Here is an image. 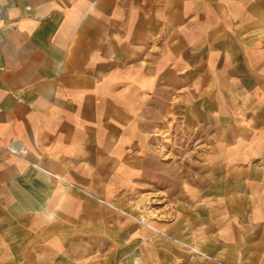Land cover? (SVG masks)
<instances>
[{
  "label": "crops",
  "instance_id": "1",
  "mask_svg": "<svg viewBox=\"0 0 264 264\" xmlns=\"http://www.w3.org/2000/svg\"><path fill=\"white\" fill-rule=\"evenodd\" d=\"M0 146V264H264V0H0Z\"/></svg>",
  "mask_w": 264,
  "mask_h": 264
},
{
  "label": "rangeland",
  "instance_id": "2",
  "mask_svg": "<svg viewBox=\"0 0 264 264\" xmlns=\"http://www.w3.org/2000/svg\"><path fill=\"white\" fill-rule=\"evenodd\" d=\"M171 137H172V135H171V132L169 131V132H167V133H165L164 135L163 134H161V133H159L158 134V138H157V141L159 142V146H161V147H163V145H165L166 143L168 144V142L170 143L171 142ZM155 138H156V136H155ZM163 155H165V159L167 160V159H170L171 157H172V155H171V153H170V151H167V149L165 148L164 149V147H163ZM139 201V200H138ZM137 206H139L140 205V201L136 204ZM132 218H133V220L135 221V222H137V223H140V222H142L143 223V219H141V217L139 216V215H136V216H131ZM196 254H198V255H200V254H202L201 252H198V253H196ZM202 255H205V254H202ZM206 256V255H205ZM200 257H202V258H204L203 256H201L200 255ZM209 257V256H208ZM209 258H211V257H209ZM211 259H213V258H211ZM207 260V259H206ZM215 260V259H214ZM208 261H210V260H208ZM211 262H213V261H211ZM214 263V262H213ZM216 264V263H215Z\"/></svg>",
  "mask_w": 264,
  "mask_h": 264
},
{
  "label": "built area",
  "instance_id": "3",
  "mask_svg": "<svg viewBox=\"0 0 264 264\" xmlns=\"http://www.w3.org/2000/svg\"><path fill=\"white\" fill-rule=\"evenodd\" d=\"M0 148H3L5 151L11 153V154H14V155H18V156H23L25 155L27 152L21 148H17V147H14V146H8V147H2L0 146ZM159 235L163 236V237H166L165 234L161 233V232H157ZM187 250L193 252V253H198V252H195L193 249L189 248V247H185ZM201 256L204 257V259H207V260H210V261H213L214 263L216 264H222L221 262L217 261V260H214V259H211L209 258L208 256H205V255H202L200 254Z\"/></svg>",
  "mask_w": 264,
  "mask_h": 264
}]
</instances>
